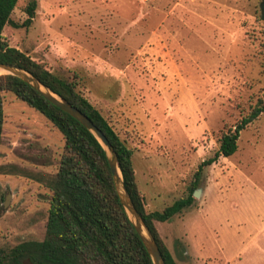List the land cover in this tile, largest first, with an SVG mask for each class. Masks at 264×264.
<instances>
[{"label": "rangeland", "instance_id": "obj_1", "mask_svg": "<svg viewBox=\"0 0 264 264\" xmlns=\"http://www.w3.org/2000/svg\"><path fill=\"white\" fill-rule=\"evenodd\" d=\"M18 0L11 19L26 18ZM260 0H37L5 41L73 81L132 150L145 209L190 189L157 231L177 264H264V112L218 153L221 132L264 97ZM0 246L41 240L63 136L2 98Z\"/></svg>", "mask_w": 264, "mask_h": 264}, {"label": "trees", "instance_id": "obj_2", "mask_svg": "<svg viewBox=\"0 0 264 264\" xmlns=\"http://www.w3.org/2000/svg\"><path fill=\"white\" fill-rule=\"evenodd\" d=\"M18 0H0V62L17 64L32 73L53 92L85 113L112 145L125 188L134 207L154 237L165 264H177L161 239L156 221H167L191 205L193 188L161 210L147 211L137 186L132 150L108 120L73 81L62 78L24 51L9 45L2 35L5 25L29 26L37 0L24 6L26 18L10 17ZM13 93L44 115L63 136V150L49 190L45 234L41 240H22L12 247L0 246V264H154L130 221L115 190L106 152L96 136L77 119L49 102L21 78L0 74V137L2 98ZM264 112V97L250 105L219 137L218 153L229 156L237 149L240 132Z\"/></svg>", "mask_w": 264, "mask_h": 264}, {"label": "water", "instance_id": "obj_3", "mask_svg": "<svg viewBox=\"0 0 264 264\" xmlns=\"http://www.w3.org/2000/svg\"><path fill=\"white\" fill-rule=\"evenodd\" d=\"M260 17L264 20V0H260ZM0 74L9 73L15 75L26 83H28L31 87H33L36 91H38L45 99H47L52 104L61 108L65 112L69 113L75 119H77L82 125H84L87 129H89L96 138L102 144L106 156L108 159L110 171L113 177L115 190L120 198V201L130 219L132 224L135 227L136 232L141 238L143 244L145 245L152 261L154 264H165V261L160 253V250L157 246V243L149 231L148 227L144 223L141 215L138 213L136 208L131 201L129 194L125 188L121 171L118 165L116 153L109 143L107 137L104 133L92 122V120L83 113L79 108L71 104L65 98L59 96L55 92H53L49 87L44 85L39 79H37L32 73L23 67L8 62H0ZM198 191H193V196H197Z\"/></svg>", "mask_w": 264, "mask_h": 264}, {"label": "bare ground", "instance_id": "obj_4", "mask_svg": "<svg viewBox=\"0 0 264 264\" xmlns=\"http://www.w3.org/2000/svg\"><path fill=\"white\" fill-rule=\"evenodd\" d=\"M1 72V71H0Z\"/></svg>", "mask_w": 264, "mask_h": 264}]
</instances>
